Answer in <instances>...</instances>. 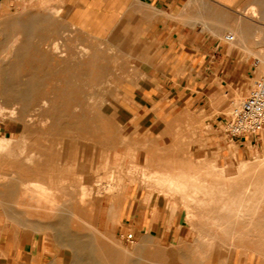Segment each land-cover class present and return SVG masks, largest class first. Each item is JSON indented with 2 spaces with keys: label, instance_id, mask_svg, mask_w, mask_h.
Instances as JSON below:
<instances>
[{
  "label": "rangeland",
  "instance_id": "rangeland-1",
  "mask_svg": "<svg viewBox=\"0 0 264 264\" xmlns=\"http://www.w3.org/2000/svg\"><path fill=\"white\" fill-rule=\"evenodd\" d=\"M10 18L31 20L38 28L19 36ZM15 38H20L15 47L17 53L5 62ZM250 47L264 50L261 46ZM136 48L131 39L117 35L96 39L73 28L63 15L62 0L0 2V106L6 108L0 110V127L7 131L0 132V259L6 256L2 252L20 248L22 241L33 245L34 230L18 226V222H22L25 209L24 191L30 181L40 177L47 187L67 196L62 201L60 197L56 199L61 203L59 217L55 214L33 219L50 227L58 222L63 225L66 238L56 240L66 248L64 258L68 264L264 263L262 208L258 223L246 209L239 221L220 211L223 219L215 222L211 213L188 211L179 194L177 205L164 197L157 200L148 188L132 183L139 174L146 185L150 178L155 180L148 169L137 167V172L131 165L113 168L118 161L116 152L133 154L141 163L147 159L152 164L172 158L195 163L205 160L203 167L178 168L216 167L231 183L240 176L238 185L246 184L244 176L239 175L240 168L243 162L255 164L264 160V130L251 137L232 139L227 136V129L255 82L264 79V65L252 59L249 66L254 77L248 78L246 88L237 87L236 83L233 88L209 92L205 108L182 110L174 104L176 109L157 111L154 97L145 100L138 93L151 87L155 79L144 76L149 65L136 60ZM11 73L16 81L12 93L7 94L3 81ZM163 101H167L166 96ZM10 109H16L14 116ZM187 114L190 121L185 125L184 138L177 141L184 125L181 132L177 127ZM31 157L33 161L29 160ZM125 185L129 190H123ZM235 185L237 194L242 185ZM261 203L264 206V200ZM112 208L116 209V219L109 220ZM188 216L193 220L187 223ZM152 228L155 239L150 245L144 240ZM51 235L58 238L54 229L36 237L42 239L43 246L52 243ZM74 235L88 246V252L74 250ZM218 241L220 246L216 247ZM203 248L209 252L200 254ZM52 249L63 257L59 247Z\"/></svg>",
  "mask_w": 264,
  "mask_h": 264
},
{
  "label": "crops",
  "instance_id": "crops-1",
  "mask_svg": "<svg viewBox=\"0 0 264 264\" xmlns=\"http://www.w3.org/2000/svg\"><path fill=\"white\" fill-rule=\"evenodd\" d=\"M62 5L67 23L89 37L109 39L117 35L133 40V45L138 47L134 51L138 55L136 60L149 65L144 76L155 79L151 87L138 93L144 95L142 98L145 100L154 97L157 111L176 109L174 104H179L182 110L193 111L197 106L205 108L207 93L233 88L236 83L237 87L246 88L248 78L254 77L249 62L252 59L264 60V57H258L259 54L264 55L263 48L254 51L250 47H264V0H62ZM240 61L243 63L237 65ZM261 62L264 65V61ZM165 96L167 101H163ZM189 116L187 114L177 127L181 132L179 129L184 125L183 133L176 137L177 141L184 138ZM2 131L7 133L0 127ZM173 146L178 148L176 144ZM116 155L118 161L113 168L136 165L151 173L171 167L175 169L182 164L194 168L205 165V160L195 163L176 158L163 159L157 164L144 159L141 163L133 154L116 152ZM144 180L139 174L133 177L132 183L148 188L157 200L164 197L168 202L179 205L178 195L157 187L153 178L149 179L148 185ZM123 188L129 190L128 185ZM153 210L156 212L157 208ZM23 215L18 226L27 228L28 220ZM11 218L14 221V217ZM190 220L193 218L188 216L187 223ZM153 232L154 228L144 242L153 245ZM33 233L32 246L22 241L20 248L7 249L2 252L6 256L1 255L4 258L0 259V264H68L64 258L66 248L56 238L51 235L52 243L41 246L42 239L36 235L43 232ZM216 244V247L220 246V241ZM54 246L61 249L63 257L55 253ZM208 252L203 248L200 254ZM233 264L257 263L236 261Z\"/></svg>",
  "mask_w": 264,
  "mask_h": 264
},
{
  "label": "bare ground",
  "instance_id": "bare-ground-1",
  "mask_svg": "<svg viewBox=\"0 0 264 264\" xmlns=\"http://www.w3.org/2000/svg\"><path fill=\"white\" fill-rule=\"evenodd\" d=\"M10 19L15 24V28L17 29L19 36L20 35H25V34H28V33H33L38 28L33 22H31V20L27 21V22H23L19 18H16V19L10 18ZM230 39H232V38H230ZM19 40H20V38H17L10 45V48H9V50L7 52V55L9 57H7V58L5 57L4 58L5 62L11 61V59L15 57V56H11V55L17 53V51H15V47H17ZM57 45H58V43L56 44V46ZM56 46L53 45V49H56ZM54 53H56V52H54ZM85 53H87V52H85ZM63 54H62V56H63ZM58 59H59V55H58ZM61 61L62 60H60L59 63ZM261 61H264V60H261ZM9 77L10 78H8L7 80L3 81L4 86H5L4 87V92L7 93V94H11L12 93V87H13V84H15V81H16V80L12 79V78H14L12 73L9 74ZM17 79H18V77H17ZM93 99H95V98H93ZM43 105L46 107V103H44ZM17 108H19V107H17ZM0 110L5 111L6 108L0 106ZM15 110L13 109V110L10 111L13 116L15 114ZM45 115H47V114H45ZM29 120H31V119H29ZM44 123H46V122H44ZM40 125L43 126V123L40 124ZM46 125H44L45 128L47 127ZM22 140H23V138H22ZM4 144H5V142H4ZM32 157H31V159L29 158L30 161L31 160L33 161ZM34 158H36V157L34 156ZM39 159H40V157H39ZM38 162H40V161H37V163ZM179 166H177V167H179ZM182 166H184V164H182ZM134 167H135V170H137L136 165ZM174 167H176V166H174ZM202 167H203V165H202ZM190 168H187V169H184V168L183 169L182 168L179 169L178 168V170H175V169H172V167H171L170 169H165L163 171H162V169L159 170L161 172L154 171L153 175L155 176V183H156L157 187H160V188H162L164 190L167 189L169 192H171V194H175V195L179 194V195H181L183 197V199L185 200L186 204H187V208L186 209L188 211H191V212L200 211V212H203L205 215H208V214L211 213L213 215V220L215 222L216 221L220 222L223 219L219 215L220 211L228 213L229 216H232L233 219L238 220V221L241 219L240 214L245 209L252 215L253 221H256L259 218L258 217L259 209L262 208L264 210V206L261 203L262 200H264V160H258L255 164H252V163H250L248 161L243 162V164H242V166L240 168V173L241 174H239V175H243L244 178H245V179H243V181H246L248 184L247 183L245 184V182L244 183L242 182L244 185L239 184V185H242V186H239L238 183H237L238 178H240L239 175H238L239 177L237 179L235 177L234 182L231 183L230 182L231 180H229L226 177H224L223 173H221L216 167L209 168V166H207L204 169L201 168V170H198V169L194 170L193 168H191V169ZM157 169H158V167H157ZM137 172H138V170H137ZM253 176H255L254 179H252ZM241 178H243V177H241ZM42 180L39 177L35 181H30V184H29L28 188L24 191V194H23L24 197L21 195L24 198V202H25V205H23V206H25L24 207L25 209L23 208L24 209L23 210L24 211L23 214L27 217V220H28L27 221V226L26 225L25 226L28 229H32V230L36 231V233H41V232H44L46 230H51V229L53 230L54 229V230H56V234H57V237H58L56 239H58V240H59V238L60 239H65L66 238V234H65L66 230L63 232V230H62L63 228L61 227L63 225H61L59 222L54 227H50L49 224L45 225V223L42 222V220H37L36 221V220L33 219L34 216H40V219H43L45 217H50V216L55 215V214L59 217V213L60 212H58V208L61 207V203L58 200H56V199L59 198V197H60L59 198L60 200H61V198H62V200L67 198L66 193L62 194L63 192L60 193V192H56L53 189H50L49 187H47L45 185V183ZM235 183L239 186L238 187L239 188L238 192L236 191L237 194L234 193L235 188L237 187L236 185H235V187L233 186V184H235ZM236 190H237V188H236ZM257 205H259L260 207L258 208ZM4 212L8 213L7 210H4ZM115 213H116V209L112 208L111 211H110V218H108V219L109 220L116 219V217L114 216ZM222 217H223V214H222ZM244 217H245V215H244ZM51 221H52V219H51ZM71 221H73V220L71 219ZM226 221L229 222V220H227V219H226ZM256 222L258 223V220ZM238 223H240V222H238ZM84 225H86V223ZM239 227L240 226L238 225V226L234 227L233 229L239 228ZM246 228L247 227H244L243 229H246ZM92 229H95V228L93 227ZM76 239H77V236L74 235L72 242L70 241L72 243V247L74 248V250H76L78 252H81V253L82 252H84V253L88 252V250H89L88 246L85 243H81L82 241L79 242ZM104 239H105V237H104ZM97 242H100V241H97ZM103 242H105V241H103ZM60 243H61V241H60ZM108 248L109 247L106 246L105 250H108ZM103 249H102V253H103ZM104 254H105V252H104ZM102 256H101V258H102ZM105 262L106 263H104V264H119L117 261L116 262L114 261L112 263L111 262L109 263L107 261H105Z\"/></svg>",
  "mask_w": 264,
  "mask_h": 264
},
{
  "label": "built area",
  "instance_id": "built-area-1",
  "mask_svg": "<svg viewBox=\"0 0 264 264\" xmlns=\"http://www.w3.org/2000/svg\"><path fill=\"white\" fill-rule=\"evenodd\" d=\"M229 40V37L227 38ZM264 130V79L255 82V87L236 110L227 129V136L232 139L246 138Z\"/></svg>",
  "mask_w": 264,
  "mask_h": 264
}]
</instances>
